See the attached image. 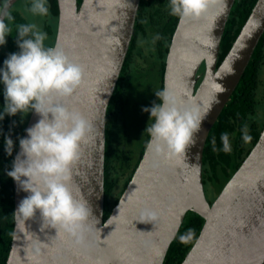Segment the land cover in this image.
Returning <instances> with one entry per match:
<instances>
[{"label": "water", "instance_id": "95a60500", "mask_svg": "<svg viewBox=\"0 0 264 264\" xmlns=\"http://www.w3.org/2000/svg\"><path fill=\"white\" fill-rule=\"evenodd\" d=\"M141 1L83 0L79 5L78 0H57L55 44L62 45L86 71L85 85L64 103L93 126L70 187L77 198L88 202L99 221L98 231L89 247L78 248L55 238V229L41 231L39 213L26 223L15 218L7 264H165L189 213L200 216L205 224L182 264H264V130L213 205L203 178L209 135L264 36V0L257 1L220 67L222 40L237 0H226L222 12L212 9L199 21H179L167 56L164 87L183 90L187 99L206 106L207 114L182 164L157 163L146 148L131 182L105 221L107 114L135 35ZM203 65L205 75L197 89ZM39 119L33 112L26 130ZM14 190L16 211L28 193L15 181ZM145 210L155 211L158 219L142 222ZM38 242L39 252L34 248Z\"/></svg>", "mask_w": 264, "mask_h": 264}, {"label": "clouds", "instance_id": "9594fccd", "mask_svg": "<svg viewBox=\"0 0 264 264\" xmlns=\"http://www.w3.org/2000/svg\"><path fill=\"white\" fill-rule=\"evenodd\" d=\"M226 0H169V14L181 21H199L207 18L210 10L222 12ZM15 0H0V47L12 36L10 25ZM27 12L33 17L49 14L48 0H30ZM17 52L10 53L0 67V86L4 104L0 121L5 116L34 112L41 119L26 130V137L19 138V149L7 176L28 195L20 202L13 216L26 223L39 213L41 231L56 230V237L74 247L87 248L91 237L98 231L99 221L93 216L88 202L77 198L70 185L74 170L81 159L83 146L92 137L93 126L78 110L65 105L74 99L85 85L86 71L74 62L59 43L46 46L47 33L36 23L15 25ZM160 39L159 35L154 38ZM160 101L142 111L150 114L152 123L146 128L150 139L147 149L157 163L161 161L180 165L187 149L194 144L197 133L207 114L206 106L196 99H187V93L167 86L155 92ZM242 141L252 140L245 125L241 129ZM222 151L231 152L229 135L220 137ZM213 151L216 142L213 140ZM14 142L4 139V151L12 156ZM142 222L153 223L158 214L145 210ZM191 230L181 235L186 242ZM39 242L34 248L39 252Z\"/></svg>", "mask_w": 264, "mask_h": 264}, {"label": "trees", "instance_id": "16d2710c", "mask_svg": "<svg viewBox=\"0 0 264 264\" xmlns=\"http://www.w3.org/2000/svg\"><path fill=\"white\" fill-rule=\"evenodd\" d=\"M258 0H237L221 44L218 67L224 62L234 42L248 21ZM79 5L83 0H78ZM19 5H27L25 0L13 8L14 23L10 25L12 36H8L5 46L0 47V67L10 53L18 51L15 42V25L29 23ZM49 14L44 17V32L47 33L46 46L55 45L56 21L59 17L57 0H48ZM180 19L169 14V0H142L137 16L135 35L127 60L110 103L107 114L106 156H105V221L118 205L136 172L149 142L145 131L152 123L150 114L142 111L160 101L155 92L164 88L167 56L174 33ZM159 35L160 39L154 38ZM3 89L0 86V110L3 108ZM33 112L14 117L5 116L0 121V264H7L12 248L15 227L14 181L7 176L12 161L19 148V138L24 137L26 127ZM247 125L252 136L250 143L242 141L241 129ZM264 130V36L254 57L223 111L219 121L211 131L203 159V178L208 199H217L227 184L241 168L257 145ZM227 133L231 152L225 153L220 140ZM14 142L12 156L4 151V139ZM215 140L216 151H213ZM205 221L194 213H189L172 244L165 264H182L198 240ZM191 230L186 242L180 236Z\"/></svg>", "mask_w": 264, "mask_h": 264}, {"label": "rangeland", "instance_id": "374dc122", "mask_svg": "<svg viewBox=\"0 0 264 264\" xmlns=\"http://www.w3.org/2000/svg\"><path fill=\"white\" fill-rule=\"evenodd\" d=\"M22 0H20L19 2H21ZM27 5H25V9L23 10V5H19V7L22 9V14L28 19L29 23H36L40 29L42 30V28L44 29V25L43 22H45L44 17H33L30 13L27 12V7L29 6V2L30 0H25ZM18 2V3H19ZM17 7V5H16ZM43 31V30H42Z\"/></svg>", "mask_w": 264, "mask_h": 264}, {"label": "flooded vegetation", "instance_id": "af4514ba", "mask_svg": "<svg viewBox=\"0 0 264 264\" xmlns=\"http://www.w3.org/2000/svg\"><path fill=\"white\" fill-rule=\"evenodd\" d=\"M16 5H18V4H16ZM13 8H15V6H14ZM52 23H53V25L56 27V30H57V32H58L59 17H58L57 23H56V21L52 18ZM42 29H43V28H42ZM55 38H57V33H56ZM55 43H56V42H55ZM204 75H205V65L202 66V68H201V70H200V72H199L200 80L198 81L197 89L200 87V85H201V83H202V81H203V79H204ZM207 198H208V197H207ZM216 200H217V199H215L214 201H213V199H210V200L208 199V201H209V203H210L211 205H213V204L215 203Z\"/></svg>", "mask_w": 264, "mask_h": 264}]
</instances>
